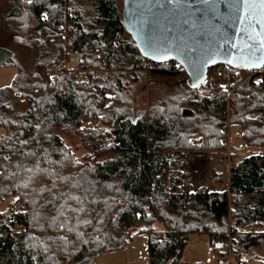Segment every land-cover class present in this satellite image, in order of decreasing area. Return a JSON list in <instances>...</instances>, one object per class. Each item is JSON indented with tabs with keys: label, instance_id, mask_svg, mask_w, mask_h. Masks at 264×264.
Instances as JSON below:
<instances>
[{
	"label": "trees",
	"instance_id": "obj_1",
	"mask_svg": "<svg viewBox=\"0 0 264 264\" xmlns=\"http://www.w3.org/2000/svg\"><path fill=\"white\" fill-rule=\"evenodd\" d=\"M122 4L5 0L11 43L35 56L31 69L6 49L0 59L15 68L0 88V264H95L141 233L148 264H205L181 261L190 234H205L212 250L233 241L235 264H264V156L233 161L221 192L195 189L200 173L184 160L223 150L231 125L264 147V74L229 94L193 87L174 61L143 64ZM208 76L227 82L221 65ZM145 78L165 90L136 110ZM59 131L79 139L80 158ZM216 166L206 157L201 170L220 179Z\"/></svg>",
	"mask_w": 264,
	"mask_h": 264
},
{
	"label": "water",
	"instance_id": "obj_2",
	"mask_svg": "<svg viewBox=\"0 0 264 264\" xmlns=\"http://www.w3.org/2000/svg\"><path fill=\"white\" fill-rule=\"evenodd\" d=\"M224 14L226 0H123L122 4V22L140 54L155 63H178L189 83L197 87L214 66L248 70L264 66L259 60L264 53L258 52L248 61L242 59L249 55L245 49L247 33L240 31L246 25L239 21L226 24ZM149 39L160 51L145 53ZM252 63L260 66L253 67ZM193 67L200 79L193 77Z\"/></svg>",
	"mask_w": 264,
	"mask_h": 264
},
{
	"label": "rangeland",
	"instance_id": "obj_3",
	"mask_svg": "<svg viewBox=\"0 0 264 264\" xmlns=\"http://www.w3.org/2000/svg\"><path fill=\"white\" fill-rule=\"evenodd\" d=\"M5 0H0V59L7 51H12L16 54L17 60L24 65L26 69H31L34 65L35 51L30 48L13 45L10 41L9 23L4 17ZM65 64V63H64ZM66 68L78 70L71 60L65 64ZM100 69H97L99 71ZM102 71V70H100ZM15 74V68L0 67V88L10 84ZM145 78L143 90L139 91L137 98L136 110L148 109V105L161 92L165 90L163 82L149 84ZM59 135L64 139L65 143L72 148L77 157H81L84 153L79 139L68 131H59ZM230 145L240 154V160L250 155H263V146H248L244 143L241 137V129L237 125H231L228 130ZM200 173V177L194 185V188L204 186L211 191H225L228 189V170L225 166H216V172L220 173V179H215L209 173L201 170V167H193ZM155 232L158 235H163V227L160 224L155 225ZM148 235L141 233L132 238V240L123 248L105 252L99 255L95 264H148ZM261 255L264 251L259 250ZM196 259V260H195ZM182 261H199L205 264H227L228 257L226 251L222 249L212 250L208 244V239L205 234H190L189 240L181 254ZM233 261V260H232ZM244 264H263L259 257L249 258Z\"/></svg>",
	"mask_w": 264,
	"mask_h": 264
},
{
	"label": "built area",
	"instance_id": "obj_4",
	"mask_svg": "<svg viewBox=\"0 0 264 264\" xmlns=\"http://www.w3.org/2000/svg\"><path fill=\"white\" fill-rule=\"evenodd\" d=\"M66 63L67 61L65 62V64ZM143 64H157V63L151 61L148 58H145V61L143 62ZM221 66H222V71L224 75H226L227 77V82L218 81L216 77L208 76V73H207L206 78L204 82L202 83V85H204L206 88H213L214 86L218 85L220 89L227 91L229 94H231L232 93L231 86L232 84H234V82L239 81L240 83H242V82L250 80L251 78L257 77L258 75L264 74V66L257 68V69H253V70H248V69L241 68V67H231L228 65H221ZM71 71H73L74 76L79 79L80 71L74 70V69ZM102 73L103 71H100V70L97 71V74L99 76ZM192 142L195 145L198 144L197 139H194ZM221 143L225 146V148L221 151L209 152V151H201V150H192L189 152L188 157L185 158L184 160L191 167L200 168L202 160L204 158L212 157L217 166L223 165L228 168L233 161L240 159V154L239 152H237L235 149L231 147L228 131L226 132V135L223 138H221ZM233 244L234 242L230 241L228 244L227 250H225L228 256V259H229V264H235L241 257L240 252L232 251L231 247Z\"/></svg>",
	"mask_w": 264,
	"mask_h": 264
},
{
	"label": "snow or ice",
	"instance_id": "obj_5",
	"mask_svg": "<svg viewBox=\"0 0 264 264\" xmlns=\"http://www.w3.org/2000/svg\"><path fill=\"white\" fill-rule=\"evenodd\" d=\"M30 2V0H29ZM45 19L47 16L44 17ZM225 23L239 21L242 25H246L240 29L241 32L247 33V41L245 49L248 56L243 57L245 61L256 56V53H264V0H226V14L223 15ZM258 29V30H257ZM236 47V45H233ZM158 52L160 49L152 47L151 39L145 47V53ZM167 51V49H165ZM179 49L177 52L179 54ZM243 51V50H242ZM167 58V57H164ZM261 63H264V56L259 57ZM230 63L232 61H229ZM245 66H249L245 63ZM251 66L259 67L260 63H252ZM179 67V65H177ZM193 77L200 79L198 70L193 67ZM259 83V81H257ZM193 87H197L193 84ZM223 87V86H222Z\"/></svg>",
	"mask_w": 264,
	"mask_h": 264
},
{
	"label": "crops",
	"instance_id": "obj_6",
	"mask_svg": "<svg viewBox=\"0 0 264 264\" xmlns=\"http://www.w3.org/2000/svg\"><path fill=\"white\" fill-rule=\"evenodd\" d=\"M226 167V166H225ZM227 168V167H226ZM227 170H228V168H227ZM227 255V254H226ZM228 257V256H227ZM196 260V259H195ZM182 261V260H181ZM183 262H188V263H195V262H199V261H194V262H190V261H183ZM227 264H229V259H228V263Z\"/></svg>",
	"mask_w": 264,
	"mask_h": 264
}]
</instances>
